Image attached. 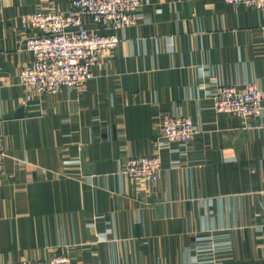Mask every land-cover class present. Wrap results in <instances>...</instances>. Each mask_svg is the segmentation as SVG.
Returning a JSON list of instances; mask_svg holds the SVG:
<instances>
[{
    "label": "crops",
    "instance_id": "0c3cea01",
    "mask_svg": "<svg viewBox=\"0 0 264 264\" xmlns=\"http://www.w3.org/2000/svg\"><path fill=\"white\" fill-rule=\"evenodd\" d=\"M72 1L0 0V264H264V113L243 122L210 100L217 84L264 89V11L143 0L89 82L38 94L19 83L22 18ZM165 113L192 119L188 145L158 144ZM155 152L154 183L120 173Z\"/></svg>",
    "mask_w": 264,
    "mask_h": 264
},
{
    "label": "built area",
    "instance_id": "2783aa9c",
    "mask_svg": "<svg viewBox=\"0 0 264 264\" xmlns=\"http://www.w3.org/2000/svg\"><path fill=\"white\" fill-rule=\"evenodd\" d=\"M222 1L235 8L264 11V0ZM142 4L143 0H73L68 10L46 9L25 15L22 26L32 31L24 41L25 50L32 54L33 60L21 71L20 85L41 95L79 88L92 79L101 53L112 51L118 45L115 32L137 25ZM86 20L99 27H87ZM218 91L214 99L218 113L238 114L247 119L264 112V90L256 85L250 84L242 90L219 88ZM161 124L171 142H190L194 138L190 117L165 114ZM3 159L0 149V175ZM124 166L122 173L127 177L150 182L156 181L161 169L160 160L155 156L128 159ZM18 264H71V261L66 252Z\"/></svg>",
    "mask_w": 264,
    "mask_h": 264
},
{
    "label": "rangeland",
    "instance_id": "374dc122",
    "mask_svg": "<svg viewBox=\"0 0 264 264\" xmlns=\"http://www.w3.org/2000/svg\"><path fill=\"white\" fill-rule=\"evenodd\" d=\"M99 26L98 25H96V28H98ZM106 33H114V31H106ZM116 34V33H115ZM119 39V38H118ZM30 53V52H29ZM32 55V54H31ZM32 60H33V56H32ZM32 62V61H31ZM99 63V62H98ZM98 63L96 64V66L98 65ZM95 66V67H96ZM94 67V68H95ZM94 70V69H93ZM93 78V77H92ZM263 80H264V75H263ZM91 80V79H90ZM89 80V81H90ZM89 81H87V82H89ZM86 82V83H87ZM85 83V84H86ZM250 84H253V85H256V84H254V83H246V84H244V85H241V86H232V85H222V84H217V85H215L214 87H212V89H211V92H210V100H211V104H212V110H213V112H214V114H216V115H229V116H232V117H235V118H237V119H239V120H241V121H243V122H247V121H249V120H251L252 118H255V117H257V116H260L262 113H264V112H261L259 115H257V116H254V117H249V118H247V119H245V118H242V116H240V115H238V114H233V113H218L216 110H215V106H214V99H215V96H216V94H217V91H218V89L219 88H227V89H236V90H242V89H244L246 86H248V85H250ZM84 85V84H83ZM257 86V85H256ZM258 87V86H257ZM259 88V87H258ZM64 89H74V88H64ZM259 89H261V88H259ZM63 90V89H62ZM262 90H264V89H262ZM218 93H219V91H218ZM58 94V93H57ZM54 95H56V94H54ZM165 114H168V113H165ZM165 114H163V115H165ZM162 115V116H163ZM169 115H171V116H175V117H189V116H184V115H173V114H169ZM162 116H161V119H162ZM191 119V118H190ZM191 121H192V119H191ZM192 124H193V122H192ZM193 127H194V125H193ZM194 136L197 134V130H196V128L194 127ZM156 139L158 140V144H160V142H163V143H166V144H177V145H181V146H186V145H188L190 142H185V141H173V142H171V141H169L170 139H169V137L166 135V133H165V135H164V132H163V130H162V124H161V122H160V130H159V133H158V136L156 137ZM167 139H169V140H167ZM193 140V139H192ZM149 156H155V157H158L159 158V160H160V164H161V169H160V172H161V170H162V167H163V162H162V157H161V153L160 152H155V153H153V154H149V155H141V156H133V157H129V158H127L125 161H124V163H123V165L122 166H124V164H125V162L128 160V159H133V158H135V157H140V158H144V157H149ZM125 167V166H124ZM124 167H122L123 169H124ZM122 168H121V170H120V173L123 175V176H125V177H127L126 175H124L123 173H122ZM160 172H159V174H160ZM159 174H158V176H159ZM127 178H129V177H127ZM158 178V177H157ZM130 180H133V181H139V180H141V179H137V180H134V179H131V178H129ZM157 180V179H156ZM148 182H150V181H148ZM150 183H154V182H150Z\"/></svg>",
    "mask_w": 264,
    "mask_h": 264
}]
</instances>
